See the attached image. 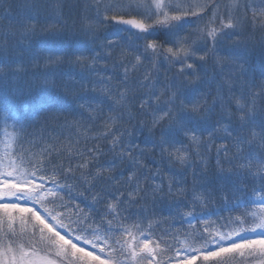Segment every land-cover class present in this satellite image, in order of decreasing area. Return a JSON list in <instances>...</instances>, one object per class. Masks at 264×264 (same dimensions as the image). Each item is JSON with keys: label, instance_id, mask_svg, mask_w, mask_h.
Instances as JSON below:
<instances>
[{"label": "snow or ice", "instance_id": "obj_1", "mask_svg": "<svg viewBox=\"0 0 264 264\" xmlns=\"http://www.w3.org/2000/svg\"><path fill=\"white\" fill-rule=\"evenodd\" d=\"M0 264H264V0H0Z\"/></svg>", "mask_w": 264, "mask_h": 264}, {"label": "trees", "instance_id": "obj_2", "mask_svg": "<svg viewBox=\"0 0 264 264\" xmlns=\"http://www.w3.org/2000/svg\"><path fill=\"white\" fill-rule=\"evenodd\" d=\"M223 215H226V213H222ZM213 218H215V217H213Z\"/></svg>", "mask_w": 264, "mask_h": 264}, {"label": "rangeland", "instance_id": "obj_3", "mask_svg": "<svg viewBox=\"0 0 264 264\" xmlns=\"http://www.w3.org/2000/svg\"><path fill=\"white\" fill-rule=\"evenodd\" d=\"M213 219H215V218H213Z\"/></svg>", "mask_w": 264, "mask_h": 264}]
</instances>
